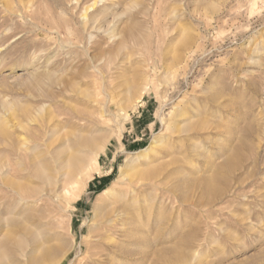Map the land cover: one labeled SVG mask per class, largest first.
Wrapping results in <instances>:
<instances>
[{
  "label": "rangeland",
  "instance_id": "1",
  "mask_svg": "<svg viewBox=\"0 0 264 264\" xmlns=\"http://www.w3.org/2000/svg\"><path fill=\"white\" fill-rule=\"evenodd\" d=\"M0 264H264V0H0Z\"/></svg>",
  "mask_w": 264,
  "mask_h": 264
},
{
  "label": "bare ground",
  "instance_id": "2",
  "mask_svg": "<svg viewBox=\"0 0 264 264\" xmlns=\"http://www.w3.org/2000/svg\"><path fill=\"white\" fill-rule=\"evenodd\" d=\"M118 183L122 184L121 188H117ZM118 183H115L111 187L112 191L114 190V191L118 192V194L115 195L114 199H112L113 201L111 200V202H110L111 205L109 206L108 210L103 214V217H102V220L100 223V225L105 230V232L108 233V235H105L106 238L117 239L118 237L127 236L128 232H129L127 230L128 217H129V207H128L129 205H128V203H129V201L132 200V199L130 200V198L138 197L143 193L144 190H146L147 188H150L151 186H154L156 184V178L153 176V174L151 172L150 173L146 172V171L141 172L140 170H137V167L135 164V168H134V172H133L132 176H129L126 180L123 179V180H121V182H118ZM109 191L110 190H106L104 193H108ZM149 193H150V190H149ZM112 197H113V195H112ZM140 198H142V197H140ZM135 199H137V198H135ZM134 202L132 201V203H134ZM135 204H137V203H135ZM98 236H101V239L105 238V236L103 237V235H101V234H99ZM115 237H117V238H115ZM45 256H46V254H45Z\"/></svg>",
  "mask_w": 264,
  "mask_h": 264
}]
</instances>
